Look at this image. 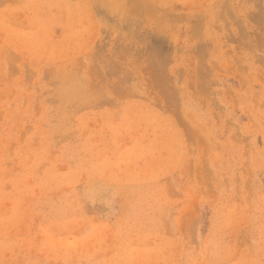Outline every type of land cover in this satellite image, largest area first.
<instances>
[{"label": "rangeland", "instance_id": "obj_1", "mask_svg": "<svg viewBox=\"0 0 264 264\" xmlns=\"http://www.w3.org/2000/svg\"><path fill=\"white\" fill-rule=\"evenodd\" d=\"M0 264H264V0H0Z\"/></svg>", "mask_w": 264, "mask_h": 264}]
</instances>
